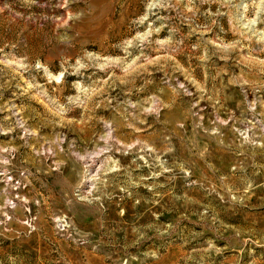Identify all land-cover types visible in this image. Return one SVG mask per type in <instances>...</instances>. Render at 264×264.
<instances>
[{
  "label": "rangeland",
  "instance_id": "obj_1",
  "mask_svg": "<svg viewBox=\"0 0 264 264\" xmlns=\"http://www.w3.org/2000/svg\"><path fill=\"white\" fill-rule=\"evenodd\" d=\"M0 264H264V0H0Z\"/></svg>",
  "mask_w": 264,
  "mask_h": 264
}]
</instances>
